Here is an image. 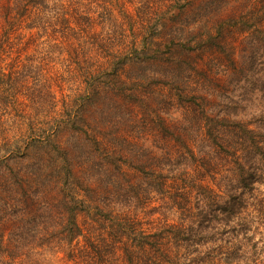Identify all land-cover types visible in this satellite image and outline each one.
Wrapping results in <instances>:
<instances>
[{"label":"rangeland","instance_id":"rangeland-1","mask_svg":"<svg viewBox=\"0 0 264 264\" xmlns=\"http://www.w3.org/2000/svg\"><path fill=\"white\" fill-rule=\"evenodd\" d=\"M22 1L0 0V87L6 97L0 110V143L4 135L19 134L14 124L5 125L4 117L23 122L17 111L27 107L33 116V109H41L35 104L40 100L47 103L51 94L60 100L62 94L67 95L72 103L71 97L82 88L74 61L87 55L96 67L106 66L107 52H129L136 64L127 65L120 76L130 91L137 89L138 98L128 102L116 98L118 114L111 127L102 126L99 134L127 140L118 141L123 148L119 151L130 158L124 160L126 179L119 177L122 189L129 188L128 184L137 188L142 182L144 175L130 163H139L141 154H150L146 149L153 148L154 156L162 152L155 147H165L174 155L180 150L179 144L163 133L162 123L197 152L205 132L203 114L223 116V100L245 94L257 79L243 57H262L252 25L264 17V0H230L225 5L222 0H190L189 4L186 0H45L48 9L30 3L27 10ZM135 43L145 49L144 61L150 62L137 60L132 51ZM161 53L164 58L155 60ZM136 75L147 79L134 81ZM184 92L203 97L206 112L190 98L180 96ZM11 95L19 103L8 105L6 113L5 99L11 102ZM97 101L87 114L93 126ZM254 105L261 107L264 102ZM93 128H99V123ZM59 136L66 139L68 133L61 131ZM103 142L110 145V140ZM3 147L1 144L0 157ZM161 159H145L141 167L147 170ZM29 161L0 163V264H131L117 239V219L145 233L159 230L166 219L168 223L178 221L176 213L165 212L161 197L142 201L134 198V193L126 196V192L121 197L114 185L90 178V167L79 160L71 164L73 174L59 185L47 175L35 179L34 162ZM214 162L211 169L210 165H194L190 179L219 192L216 179L227 164L219 159ZM169 183L168 188L174 191L182 181ZM67 192L83 201L76 217L82 235L72 243L63 238L67 225L60 208ZM195 193L188 189L189 205L195 202ZM127 245L133 257L140 254L130 242ZM167 247L173 255H187L184 247L170 242Z\"/></svg>","mask_w":264,"mask_h":264},{"label":"trees","instance_id":"trees-1","mask_svg":"<svg viewBox=\"0 0 264 264\" xmlns=\"http://www.w3.org/2000/svg\"><path fill=\"white\" fill-rule=\"evenodd\" d=\"M229 1L222 0L224 5ZM189 2L190 0H186L187 4ZM30 3L38 9L41 6L48 9L45 0H23L21 5L25 6L23 9H28L30 5L26 4ZM262 9L264 16V7ZM252 26L258 34L262 57L256 60L252 54H247L243 57V63L251 75H257V79L246 89L245 94L223 100V116L203 114L205 132L201 142L206 147L200 142L197 152L183 139L170 133L162 123L163 133L178 143L180 150L174 155L165 147H155L162 152L154 156L150 152L153 148L146 149L150 154H141L139 163H130L144 175L137 188L128 184L129 188L122 189L119 184L122 181L119 177L125 178L124 160L130 158L126 159L125 153L119 151L122 145L118 141L121 138L123 142H127L126 138L114 134H110L114 136L111 138L99 135L103 127H111L113 118L118 114L116 98L120 97L125 102L138 98L137 89L130 91L120 76L127 65L136 64L129 52H107L106 66L96 67L92 56L87 55L74 61V68L82 79V88L71 97L72 103L67 101V95L62 94L64 99L60 100L57 95L51 94V100L47 103L40 100L35 104L41 109H33V116L24 105L26 108L23 111H17V117L23 119L24 130L22 121L17 123L4 117L5 125L14 124L19 134L4 135L3 142L0 143V147L1 144L4 145L0 163L11 160L24 164L32 160L35 179L49 176L52 182L59 185L73 174L75 169L71 164L79 160L82 166L90 167V178L114 185L121 197H124L125 192L126 196L134 193V198L142 201L156 195L161 197L165 212L177 214V223H168L166 219L159 230L145 233L117 219V239L121 240L124 255L131 264H264V106L254 105L260 100L264 102V17L259 18ZM132 51L137 54V60L141 63L150 62L144 61L145 49L138 43L133 44ZM164 56L161 53L154 58L160 60ZM136 76L134 81L147 79L143 75ZM3 95L0 87V110L4 108L6 97ZM180 96L190 98L192 104L206 112L202 103L205 100L200 95L190 96L184 92ZM10 98L11 102L10 99H5L6 113L10 104L19 103L16 96L11 95ZM96 100L97 106L92 111V115L94 112L95 115L91 119L95 122L93 126L89 123L87 114L95 106ZM97 123L99 128H93L97 127ZM93 130L98 133H92ZM61 131H67L66 139L59 136ZM103 139L110 140V145L104 143ZM157 156L162 158L157 161V165H150L147 170L146 167H141L140 162L145 159L148 162ZM218 159L227 164L222 166L224 173L216 179L219 192L190 179V170L194 165H210L211 169L212 163ZM0 171L2 173L1 164ZM210 177L214 178L211 170ZM170 180L182 183L171 191L168 188ZM188 189L196 192L195 202L191 205ZM82 204L83 201L70 192L66 195L63 193L60 208L67 225L63 237L67 243H72L82 235L76 219ZM167 216L166 214L165 218ZM2 241L3 235L0 233V247ZM125 241L130 242L140 254L133 257V250H130ZM169 242L178 248L184 247L187 255L170 253L167 247Z\"/></svg>","mask_w":264,"mask_h":264}]
</instances>
